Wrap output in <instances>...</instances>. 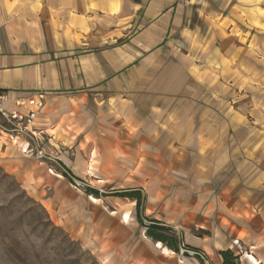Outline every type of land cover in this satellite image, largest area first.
Returning <instances> with one entry per match:
<instances>
[{"label":"crops","instance_id":"1","mask_svg":"<svg viewBox=\"0 0 264 264\" xmlns=\"http://www.w3.org/2000/svg\"><path fill=\"white\" fill-rule=\"evenodd\" d=\"M37 93L46 159L0 162L98 264H264V0H0L1 107Z\"/></svg>","mask_w":264,"mask_h":264},{"label":"rangeland","instance_id":"2","mask_svg":"<svg viewBox=\"0 0 264 264\" xmlns=\"http://www.w3.org/2000/svg\"><path fill=\"white\" fill-rule=\"evenodd\" d=\"M50 164L52 171H60ZM179 255L193 257L194 253L179 252ZM202 261L205 263L204 258ZM0 264H98L57 225L54 215L45 206L29 198L19 179L1 162Z\"/></svg>","mask_w":264,"mask_h":264},{"label":"built area","instance_id":"3","mask_svg":"<svg viewBox=\"0 0 264 264\" xmlns=\"http://www.w3.org/2000/svg\"><path fill=\"white\" fill-rule=\"evenodd\" d=\"M0 95V135H5L9 139L23 138L27 145L22 148V152L25 155L34 156L38 159H46V155L43 153L42 146L38 143L36 134L29 128L36 115L43 111L45 107V96L42 93L30 97L26 100L25 105L27 111L25 114L20 113H6L1 107ZM62 174L70 181L71 185L75 188L85 186L82 182L76 180L71 174L65 171L63 168H59ZM237 244V241L234 242ZM180 253L191 254L183 247L179 249ZM194 255L203 259V255L200 253H194Z\"/></svg>","mask_w":264,"mask_h":264},{"label":"trees","instance_id":"4","mask_svg":"<svg viewBox=\"0 0 264 264\" xmlns=\"http://www.w3.org/2000/svg\"><path fill=\"white\" fill-rule=\"evenodd\" d=\"M139 208V199L137 198V209ZM147 236H149L152 240L158 241L161 243H165L169 248L178 252L177 245L178 241L174 233L165 227H161L158 223H153L147 227L146 230ZM184 250L191 251L186 247L182 246ZM193 252V251H192ZM220 256L222 258V264H239L238 256L234 255L230 251L220 252Z\"/></svg>","mask_w":264,"mask_h":264},{"label":"bare ground","instance_id":"5","mask_svg":"<svg viewBox=\"0 0 264 264\" xmlns=\"http://www.w3.org/2000/svg\"><path fill=\"white\" fill-rule=\"evenodd\" d=\"M127 217V216H126ZM125 220V219H124ZM254 261V260H253Z\"/></svg>","mask_w":264,"mask_h":264}]
</instances>
